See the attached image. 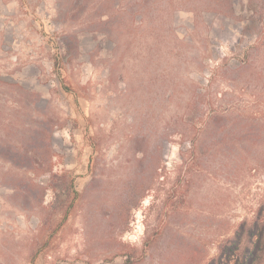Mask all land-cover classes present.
Returning <instances> with one entry per match:
<instances>
[{
	"label": "rangeland",
	"instance_id": "1",
	"mask_svg": "<svg viewBox=\"0 0 264 264\" xmlns=\"http://www.w3.org/2000/svg\"><path fill=\"white\" fill-rule=\"evenodd\" d=\"M260 235L249 264L264 0H0V264H242Z\"/></svg>",
	"mask_w": 264,
	"mask_h": 264
},
{
	"label": "trees",
	"instance_id": "2",
	"mask_svg": "<svg viewBox=\"0 0 264 264\" xmlns=\"http://www.w3.org/2000/svg\"><path fill=\"white\" fill-rule=\"evenodd\" d=\"M23 161H25V164H27L28 158L26 157V159H23ZM262 229H263V226H262ZM261 239H263L262 235H260L259 240L256 239L257 241H255L254 245H252L251 241H249V243H247V245L245 246V249L248 248L250 251H246V252L243 251L242 253L239 254L240 263L249 264L252 261L251 258H253L256 254L261 252L262 249L260 250V248H259V241ZM255 244H256V246H255ZM251 246H252V249H251ZM263 252H264V250H263ZM121 255L124 257L123 260H124L125 264H131L133 262L129 253H123Z\"/></svg>",
	"mask_w": 264,
	"mask_h": 264
}]
</instances>
